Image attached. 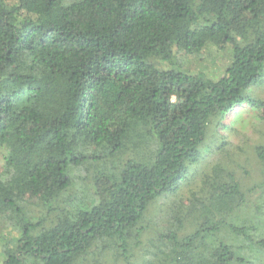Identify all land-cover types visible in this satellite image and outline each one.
<instances>
[{
  "label": "trees",
  "instance_id": "obj_1",
  "mask_svg": "<svg viewBox=\"0 0 264 264\" xmlns=\"http://www.w3.org/2000/svg\"><path fill=\"white\" fill-rule=\"evenodd\" d=\"M263 78L264 0H0V264H259L249 164L190 167Z\"/></svg>",
  "mask_w": 264,
  "mask_h": 264
},
{
  "label": "rangeland",
  "instance_id": "obj_2",
  "mask_svg": "<svg viewBox=\"0 0 264 264\" xmlns=\"http://www.w3.org/2000/svg\"><path fill=\"white\" fill-rule=\"evenodd\" d=\"M210 59V57L206 58L207 61H210ZM196 62V59L189 58V65L191 68L196 67V65H194ZM196 64H202V60L200 63ZM247 94L253 98L264 100V78L263 82L252 86L249 90H247ZM263 132L264 126L259 120V112L257 110L248 104L235 107L223 119L217 121V124H213L211 129H209L208 136L205 140V146H203L204 151L201 164L199 166L190 167V178L192 179L202 173L203 170L215 159L218 160V156L217 154H214V152L224 153L227 149H231L232 152L237 154L240 152V161L249 164L246 167L248 174L244 179V187L246 189L254 188V192L249 194V203L252 205H260L264 202V195H262L259 186L256 185L261 181V175L259 173L261 165L257 155L255 154V147L261 139ZM223 143H226L225 147L222 145ZM207 147L208 150H205ZM198 176L196 177V182L194 183L195 186L200 184ZM192 188L193 187H183L179 193L180 199L186 198L188 190ZM69 194L75 197L78 196V202L85 199L84 203L81 204L80 209L87 207L90 208V195L83 187L76 186L75 189H70ZM171 201L172 196H164L159 200L160 206L163 207V210L160 208L159 215H165L161 214L162 211H165L166 217H171V213L168 211L169 208H167ZM260 217H263V215H260ZM13 236L14 232L11 228L5 221L0 220V250L4 245L3 243H5L4 241H7ZM261 257L262 261H260L259 264H264V254H261Z\"/></svg>",
  "mask_w": 264,
  "mask_h": 264
}]
</instances>
